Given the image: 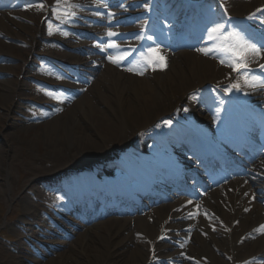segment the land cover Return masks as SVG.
Here are the masks:
<instances>
[{
  "label": "bare ground",
  "instance_id": "bare-ground-1",
  "mask_svg": "<svg viewBox=\"0 0 264 264\" xmlns=\"http://www.w3.org/2000/svg\"><path fill=\"white\" fill-rule=\"evenodd\" d=\"M17 1L6 4L7 8L4 7L5 10L1 9L0 33L5 37L12 38L13 41L30 42V48L25 50L26 57H28L30 53L34 52L33 46L38 43V41L34 42L35 35L41 32L42 27L35 24V22L40 19L38 13L43 12L44 7H40V4L34 2V0H29L30 6L20 9V7H16L19 5ZM44 1H47L48 4L55 1V5L57 4V0ZM201 1L207 7V3L213 0ZM228 2L231 10L226 9V16L232 19V22L229 23L240 24L244 29H247V21L254 20L247 19L249 15L254 13L256 8H253L251 4L264 6V0L250 3H243L239 0H229ZM103 3L104 0H96L94 4L98 6ZM61 4L62 1L59 5ZM105 4H107V7H103L104 10L108 9L110 3L106 0ZM221 5L224 7L225 3H221ZM48 12L50 15L52 14L50 9ZM109 12L113 11L110 10ZM43 14H46V11ZM221 16L220 13L219 16L214 15L211 17V27L216 24L214 19L221 18ZM18 17L27 24L19 23ZM121 19V17L103 16L97 20L89 18L81 21L84 29H86L84 33L76 27H74L76 28L75 34L62 30H58V33L60 32L62 36H66L68 39L77 38L79 41L78 44H69V40H67L66 46L80 47L81 44L88 45L89 39L100 40L103 36V34L101 35V27H98L97 31H95V24L97 26L104 23L114 24ZM218 22L225 24L224 20L220 22L218 19ZM63 26V24L60 25V28ZM13 28H16L17 33L12 34L13 32L10 30ZM166 30L169 31L170 28H166ZM109 31L117 34L113 36L114 38H122L121 35H118L121 34V30L112 29ZM26 36L30 37L31 40L25 42ZM107 38L109 37L107 36ZM208 39L205 38L203 44H207L206 41ZM138 42V38L115 42L119 46L118 50L104 46L105 50L101 51V47L92 46L90 50L97 52L99 58L91 56L89 64L92 66V74L97 72V70L98 74L92 79L90 86L83 87L78 85L71 89L79 92V97L75 100H69V104L62 111L46 121L45 128L36 134V139L33 138L34 142L35 140L36 142L45 140L49 145L56 144L58 152L69 151L73 148V157L77 158V162H79L73 163V166L71 165L72 168L64 172L62 178L59 175L57 178L43 181L39 191H36L40 194L39 200L44 202L48 211L66 206L67 194L73 195V199L76 201L77 197L75 195L79 192L78 188L77 190L74 188L76 182L85 183L97 174L103 175L101 182L107 184V191L110 194H124L123 187H115L113 185L114 182L115 184H124L122 178H118L119 170L109 174L113 177L105 176L108 168L113 166L112 163L107 162L106 158H104L107 153L113 156L120 152L126 161V165L125 167H120L118 164V167L119 169H125L128 165L130 167V163L138 162L153 152H161V148H175L183 152H196L195 146L200 150L203 149L201 141L207 140V138L206 135L202 134L199 126L196 125L198 121L194 122V116H196L197 112L192 107L194 105L192 99H188L187 95L195 89L210 85L219 77V83L237 80V78L231 76L227 70V65L218 62L212 54L204 55L202 52L189 54L182 51L176 56H171L169 53L157 48L158 54L164 58L162 66L157 63L155 69L153 67L145 69L141 60L142 53L139 56L137 55L133 62L127 63L128 56L137 47ZM150 42L153 41L147 39V43ZM3 46V43L0 42V108L2 111H6L14 105L12 102L14 98L21 100L25 97L26 85L22 82L8 80L4 76L11 69H15V67L9 66L8 61L10 60L9 57H11L8 52L9 48L4 46V49H2ZM49 48L54 50L53 55L55 56L57 45L53 43ZM65 50L72 53L70 48ZM123 53H128V55L119 65L111 63L108 59L109 56L116 57ZM56 57L60 61H63V59L70 61L78 59L68 55V53H63L61 56ZM97 59H101V62H98ZM21 62L20 67L25 73L30 69L31 65L25 67L26 61L21 60ZM78 62H81V60H78ZM70 63V65H73L75 62ZM70 65H67V68L61 67L60 70L68 75L72 68ZM216 65H221V67ZM129 68H134L136 71H128L127 69ZM43 70L53 80L55 76H58L57 72L51 68L43 67ZM140 71H143L142 75L139 74ZM53 74L54 76H51ZM59 84L61 87L67 85L63 80H60ZM42 93L46 98L50 99L49 91H42ZM200 100H202V96ZM186 106H189L190 109L183 113ZM213 107L219 108L220 103L214 102ZM211 113L215 116L217 111L212 109ZM160 117L179 120L182 126H174L160 121L158 119ZM206 126L208 127V124ZM28 127L34 128L33 125H28ZM150 128L151 131L154 130V132L162 135L168 131L171 137L170 139L158 138L155 137V134L153 136L151 132L146 133L143 131ZM231 130L232 128L224 127L222 131ZM178 131L181 132L180 135H177ZM236 131L234 130V133ZM4 137L5 135L2 133V138ZM148 138H151V140L148 141ZM6 140L11 144V138L6 137ZM127 145L132 146L134 151L127 152L125 148ZM11 146L14 147V144ZM67 146H69V150ZM3 154L4 151L0 150V163L3 161ZM157 155L160 156V154ZM44 158L54 161L59 157L56 153L49 152ZM201 159H203V155ZM181 160L185 162L186 159L182 157ZM39 162L42 163V160H39ZM23 167L26 170L25 176L45 174L44 171L42 172L43 166L37 167L33 161L32 164L23 163ZM47 171V176L53 173L50 170ZM58 171L55 170L54 173ZM151 176L156 181L166 182L172 180L168 176L167 169L161 167H155ZM187 176H181L179 180ZM41 182L37 180L34 183L33 186L37 185L36 190H38ZM91 185V188L84 187V194L89 190L90 195L101 198L109 195L102 187L95 184ZM158 185L164 186L161 183ZM234 185L238 187L239 184L235 183ZM249 187L255 190L258 185L253 184ZM245 190L248 191L247 188H236L233 194L225 193L224 195H222L223 191L209 192L212 198L207 200L206 204L201 208H189L186 206L177 209L180 205V200L172 199L169 204L152 209L149 216L144 218L133 215L132 219H130L131 217H125L120 220L116 218L109 219L108 214H105L108 211L104 207L100 211L105 216L103 220L86 228L87 230L84 233L74 235L73 243L75 246L68 247L64 254L58 255L59 257L50 261V264H64L65 260H68V264L72 262L73 264H113L115 262L118 264H147L149 256L147 251L148 243L152 244L158 252L163 251L166 248L165 243L167 241L181 237V234L170 231L174 227L178 228L182 234L186 231L188 233L192 231L198 233L200 231L204 235L206 234L207 239V241L202 240L196 235L198 239L188 247L186 255L183 250L177 252L175 264H202L204 260L207 261V264H228L221 256L230 257V253H236L235 255L240 256L239 260L234 261L237 263L252 255H264V238L250 243L246 247V249L249 248L250 250H246V253L242 252L251 235L249 231L256 227L257 223L260 224L264 220L261 216V212L264 210L258 207L257 204H254L255 206H252L251 211H249L250 205L248 198L245 197ZM148 193L141 196H146ZM25 199L27 197H23L21 201ZM182 200L186 204L188 203V200ZM201 202H204V197L202 196L192 204ZM48 213L50 214V212ZM26 220L28 219L22 216L18 226H22L24 229L27 228L29 224L25 223ZM132 221L133 226L131 225ZM234 221L237 222L233 223ZM231 225H233L231 235H226L227 227L231 229ZM94 229H97V231L94 232ZM93 233L94 236L92 235ZM244 234L245 237L239 241ZM215 236L219 239H214ZM226 238L230 239L229 244L232 252L227 251ZM22 249L20 246L19 250ZM78 258L81 261H77Z\"/></svg>",
  "mask_w": 264,
  "mask_h": 264
},
{
  "label": "rangeland",
  "instance_id": "rangeland-1",
  "mask_svg": "<svg viewBox=\"0 0 264 264\" xmlns=\"http://www.w3.org/2000/svg\"><path fill=\"white\" fill-rule=\"evenodd\" d=\"M19 22L27 24L22 20ZM10 31L13 32L12 34L17 33L16 28L11 29ZM38 37L39 39H41V35ZM28 40L31 39L30 37L26 36L25 42H28ZM0 42L5 46V41L0 40ZM29 43L20 44V46L19 44H11L7 46L9 48L8 52L12 54L11 56L16 60L15 63H12L15 69H11V74L10 76H8V80H17V82L22 81V83H24L29 89H31L30 78H32L33 76L32 71H29L27 74L23 73L19 69V64L20 61L24 59L27 60V63H30V65L34 63L36 59L35 56L40 55L42 54V52H44L41 48L45 47V42H38L35 47V52H33L35 53V56L26 57L25 46H30ZM4 46L3 48H1L4 49ZM14 48L15 50H13ZM31 68H33V66L30 67V70ZM85 75L88 76V74ZM39 76L41 75H35V78L42 79V81H44L48 85L58 86L57 83H52ZM90 81V79L86 82H82L80 80V83L85 86L89 84ZM54 90L60 94L65 93L66 95L73 98L78 97L77 93L70 94V92L64 91L59 87ZM12 102L15 104L14 107L8 108L6 111H0V150L4 151L3 161L0 163V264H50V261L55 260L59 257L58 255L64 254V252L67 251L68 247L75 246V244L73 243L74 237L71 236V233L74 231L69 227H63V231H65V233L60 234V236L64 237L65 239H69L68 241L59 239L55 235H51L48 240H44L43 242L37 239V241L39 240L40 243L42 242V245L48 251L47 255L43 254L42 251V254L39 255L38 258L34 253L36 252L38 254L37 251L39 250L37 244L33 242L35 239L32 238L33 241L28 240L27 242L29 245L23 243V239L25 240L26 237H29L31 235L29 234V230L26 231V229L23 230L22 228H19L17 223L22 219L23 216L27 217L28 219L25 221V223H31L34 225L37 219L36 211L37 209H41L38 202H36L37 197L33 198L39 191V187L42 186L41 184L43 183V181L52 179L56 175H59L62 172L68 170L71 165L73 166V163L77 162V158L73 157L74 150L72 148L70 149L72 151H70L68 148L69 146H67V149L69 151L64 150L63 152H58L56 150V144L49 145L45 140H41L39 142H36V140L35 142L33 141V138L36 139V134L40 130L45 128L44 126L47 121L46 113L52 111V109L53 111H57V109H59L56 104L52 105L50 101H47V103L44 105L45 110H41L40 112V117L43 119L42 123H32L34 128H29V123H26L25 120L29 115L24 112V108L28 104V102H41L33 97L32 94L24 97L23 100L14 98ZM2 133H4L5 135L4 138H2ZM6 137H8L9 139L11 138V144L8 140H6ZM12 144H14V147L11 146ZM49 152L56 153L59 158L54 161L46 160V158L44 157L47 156ZM39 160H42V163L39 162ZM32 161L37 167L43 166L42 172L44 171L45 174L42 173L37 176H25L24 173L26 170L23 167V163L26 162L32 164ZM47 170H50V172L52 171L53 173L47 176ZM55 170L59 171L54 173ZM37 180L42 181L38 186V190H36L37 185L33 186ZM23 197H29V199L27 198L21 201ZM145 211L146 210L141 209V213L144 214H141L139 217L144 218L145 213H147ZM28 212H30V214H28ZM24 213L26 214L23 215ZM7 217H9V219L6 220ZM131 225H134L133 221L131 222ZM96 231L97 229H94V232ZM68 235H70V237ZM92 235L94 236V233ZM68 242L71 243L68 244ZM20 246L23 248L22 250H19ZM30 246L33 247L34 252H31ZM53 247L56 248L53 249ZM63 258L65 257L63 256ZM80 258H78L77 261H81ZM64 264H68V260H65ZM71 264H73V262ZM113 264L118 263L115 262Z\"/></svg>",
  "mask_w": 264,
  "mask_h": 264
},
{
  "label": "snow or ice",
  "instance_id": "snow-or-ice-1",
  "mask_svg": "<svg viewBox=\"0 0 264 264\" xmlns=\"http://www.w3.org/2000/svg\"><path fill=\"white\" fill-rule=\"evenodd\" d=\"M61 3V0H57V5ZM43 7V5H40ZM67 7H78V5H67ZM104 7H107V4H104ZM257 12H261V9H257ZM227 10L225 9V14ZM99 15V13H97ZM68 15V13H65ZM74 15V13H72ZM109 13V17H111ZM230 19V18H229ZM248 20L255 19V13L247 17ZM261 26H264V19L260 20ZM226 25L224 23H216L214 26L207 30V35L209 40L214 42V46L211 48H201L197 51L202 52L204 55H209L213 52H223L227 54L226 59H221V63L226 64L234 72L240 73L243 78V83L246 87L249 88H261L264 89V76H257L253 73V70L249 68L250 58L260 57L262 52H264V33L261 34V37L257 39L256 37L250 35L245 30H237L235 28L230 31H225ZM117 34L109 31L107 36L109 38L116 36ZM147 39L151 40L152 37L149 36ZM216 42H219L216 45ZM107 48L119 49V46L113 41L107 44ZM104 47H101V51H104ZM128 53L120 54L116 57L109 56L108 59L111 63L119 65L121 61L126 59ZM141 60L143 61L144 68L153 67L157 63L161 66L163 65L164 58L158 54L157 48H149L146 53L141 54ZM260 69L264 71V64L260 65ZM128 71H136L134 68L127 69ZM139 74H143V71H140ZM233 89L236 91L241 90V85L239 82L230 85L229 87L223 89L224 92L230 93ZM55 99H60L61 97L56 96L54 93H49ZM220 103H223L221 101ZM59 111V109H57ZM187 111V109H185ZM219 111V109H217ZM170 123V122H165ZM191 215V214H190ZM261 230L264 231V225L261 226Z\"/></svg>",
  "mask_w": 264,
  "mask_h": 264
}]
</instances>
